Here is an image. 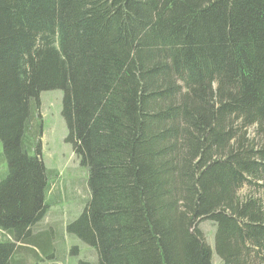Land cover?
<instances>
[{
	"label": "trees",
	"instance_id": "1",
	"mask_svg": "<svg viewBox=\"0 0 264 264\" xmlns=\"http://www.w3.org/2000/svg\"><path fill=\"white\" fill-rule=\"evenodd\" d=\"M50 89L88 173L66 230L98 264H211L198 218L222 264H264V0H0V229L14 241L48 206L31 112ZM15 251L1 240L0 264Z\"/></svg>",
	"mask_w": 264,
	"mask_h": 264
},
{
	"label": "rangeland",
	"instance_id": "2",
	"mask_svg": "<svg viewBox=\"0 0 264 264\" xmlns=\"http://www.w3.org/2000/svg\"><path fill=\"white\" fill-rule=\"evenodd\" d=\"M62 95L58 89L41 91L37 108H32L31 116L36 122L35 155L50 173L45 196L48 206L31 227L25 242L14 241L8 232L0 229V241L16 244L17 251L13 254L16 264H97L95 250L66 230V225L73 222L85 207L89 188L87 170L81 165L71 143L66 141L68 130L61 115ZM248 133L253 136L252 127ZM4 157L0 142V182L8 175ZM246 191L247 188L243 187L239 194ZM195 227L211 249V264H222L214 250L211 221L198 218Z\"/></svg>",
	"mask_w": 264,
	"mask_h": 264
},
{
	"label": "bare ground",
	"instance_id": "3",
	"mask_svg": "<svg viewBox=\"0 0 264 264\" xmlns=\"http://www.w3.org/2000/svg\"><path fill=\"white\" fill-rule=\"evenodd\" d=\"M46 196V195H45ZM98 260V259H97ZM98 264V263H97Z\"/></svg>",
	"mask_w": 264,
	"mask_h": 264
}]
</instances>
